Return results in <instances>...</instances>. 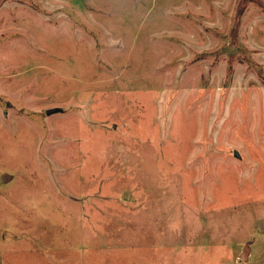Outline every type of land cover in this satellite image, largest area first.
Segmentation results:
<instances>
[{"label":"rangeland","instance_id":"1","mask_svg":"<svg viewBox=\"0 0 264 264\" xmlns=\"http://www.w3.org/2000/svg\"><path fill=\"white\" fill-rule=\"evenodd\" d=\"M260 225L264 0H0V264H264Z\"/></svg>","mask_w":264,"mask_h":264},{"label":"water","instance_id":"2","mask_svg":"<svg viewBox=\"0 0 264 264\" xmlns=\"http://www.w3.org/2000/svg\"><path fill=\"white\" fill-rule=\"evenodd\" d=\"M55 112V109H47L46 114L50 115ZM264 229L263 225H260L259 230L262 231ZM243 259H246V256H243Z\"/></svg>","mask_w":264,"mask_h":264}]
</instances>
